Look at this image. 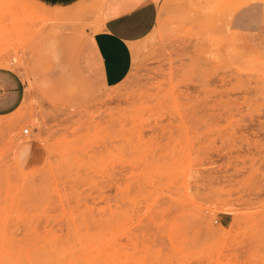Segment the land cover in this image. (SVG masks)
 I'll return each instance as SVG.
<instances>
[{
	"label": "rangeland",
	"instance_id": "1",
	"mask_svg": "<svg viewBox=\"0 0 264 264\" xmlns=\"http://www.w3.org/2000/svg\"><path fill=\"white\" fill-rule=\"evenodd\" d=\"M104 2L0 0V264H264V0H165L112 86Z\"/></svg>",
	"mask_w": 264,
	"mask_h": 264
},
{
	"label": "crops",
	"instance_id": "2",
	"mask_svg": "<svg viewBox=\"0 0 264 264\" xmlns=\"http://www.w3.org/2000/svg\"><path fill=\"white\" fill-rule=\"evenodd\" d=\"M164 1L105 0L97 30L89 36L83 52L85 67L95 80L112 86L127 76L137 50L157 27ZM125 21H134L136 27L121 35ZM26 99L27 84L21 73L12 66H0V118L17 113Z\"/></svg>",
	"mask_w": 264,
	"mask_h": 264
},
{
	"label": "snow or ice",
	"instance_id": "3",
	"mask_svg": "<svg viewBox=\"0 0 264 264\" xmlns=\"http://www.w3.org/2000/svg\"><path fill=\"white\" fill-rule=\"evenodd\" d=\"M136 27V23L134 21H125L121 23L120 34L123 35L124 32H130ZM127 39H133L131 36L126 37Z\"/></svg>",
	"mask_w": 264,
	"mask_h": 264
},
{
	"label": "built area",
	"instance_id": "4",
	"mask_svg": "<svg viewBox=\"0 0 264 264\" xmlns=\"http://www.w3.org/2000/svg\"><path fill=\"white\" fill-rule=\"evenodd\" d=\"M24 133H25V134H28V133H29V130H25Z\"/></svg>",
	"mask_w": 264,
	"mask_h": 264
},
{
	"label": "bare ground",
	"instance_id": "5",
	"mask_svg": "<svg viewBox=\"0 0 264 264\" xmlns=\"http://www.w3.org/2000/svg\"><path fill=\"white\" fill-rule=\"evenodd\" d=\"M241 7V6H240ZM237 11V10H236ZM26 130V129H25ZM54 149V148H53Z\"/></svg>",
	"mask_w": 264,
	"mask_h": 264
}]
</instances>
